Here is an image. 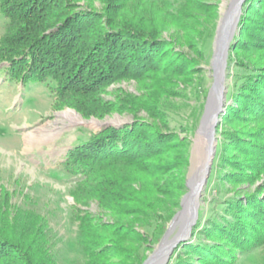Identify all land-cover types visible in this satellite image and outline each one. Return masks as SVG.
<instances>
[{"label":"trees","instance_id":"16d2710c","mask_svg":"<svg viewBox=\"0 0 264 264\" xmlns=\"http://www.w3.org/2000/svg\"><path fill=\"white\" fill-rule=\"evenodd\" d=\"M79 1L90 6L98 1L104 5L103 13L82 8ZM245 6L250 14L264 13V0H246ZM204 8L211 10L213 4L207 0H0V14L6 19V35L0 42L12 45L2 52L21 56L0 57V62L6 61L0 70L23 85H49L56 100L63 94L69 100L77 96L72 103L79 110L87 93L94 92L91 87L121 74L137 77L158 70L153 64L164 32L174 33L171 44L193 46L203 57L216 18L212 11L207 30L195 40V10ZM159 9L166 18L156 17ZM238 66L246 74L231 93L224 119L232 122L233 117L247 116L254 122L264 117V60L247 59ZM161 125L138 119L108 128L100 138L93 136L74 146L61 162L62 170L77 179V191L83 190L79 201L94 200L101 210L72 211L70 216L84 264H141L147 243L161 238L179 209L186 190L182 172L188 162L187 145L161 130L167 127L166 120ZM225 134L233 149L251 146L264 152L246 132ZM217 163L237 167L233 172L220 169V182H247L256 175L257 170L249 174L238 160ZM254 194L237 189L227 196L220 213L195 227L194 239L182 246L175 264H229L237 251L259 245L264 222L255 218L258 210L264 214V198L259 205ZM22 196L23 202H12L13 192L0 183V264H61L48 218L26 204L28 195Z\"/></svg>","mask_w":264,"mask_h":264},{"label":"rangeland","instance_id":"374dc122","mask_svg":"<svg viewBox=\"0 0 264 264\" xmlns=\"http://www.w3.org/2000/svg\"><path fill=\"white\" fill-rule=\"evenodd\" d=\"M232 1L207 0L213 4L211 10H195V40L200 32L205 33L207 30L211 12H216L214 34L204 43L203 57H199L193 46L171 44V33H174L171 30L164 32L161 36L163 41L158 48L160 53L153 64L158 70L153 69L152 72L137 77L121 74L102 85L91 87L94 92L87 93L86 99L79 103V110L73 106L77 96L72 97L74 100H69L63 94L56 100L55 92L49 85H23L20 81L10 79L0 70V183L13 192L12 202H23L22 195L26 194L30 198L26 204L46 215L52 245L54 251L59 254L61 264H84L75 241L76 226L71 223L70 218L72 211L82 214L101 211L94 200H89L86 204L79 201L83 190L82 193L78 192L75 184L77 179L66 174L61 168V162L74 146L88 143L93 136L100 138V134L108 128H119L138 119L147 123H159L161 126L166 120L167 127L161 130L173 134L176 140H181L187 145L188 162L182 173L185 176V185L188 180L189 185L191 184L208 148L207 136L199 133V126L214 85V39L217 27L225 12L230 9ZM245 2L246 0H243L235 12L238 18L227 50L222 90L224 95L214 129L215 155L209 177L198 198L197 217L188 238L174 247L164 264H175L182 246L194 239L195 227L202 226L207 218L220 213L227 196L234 190L238 189L247 194L256 193L254 195L258 198L257 201H260L259 205L264 198V164L261 163L264 160V152L255 151L251 146H246L245 149L235 146L233 149L234 146L225 134L246 132L247 136H251V140H258V146L264 147V117H255L257 121L254 122L252 120L255 119L248 118L247 114L244 119L233 117L230 119L232 122L224 119L232 100L231 93L237 89L246 74L245 69L238 66V62L247 59L264 60V13L246 12ZM77 4L82 8L91 7L100 15L103 13L104 5H100L98 1L92 6L87 5L85 1H79ZM156 13L157 18L167 16L160 9ZM245 16L248 18L245 19ZM5 23L6 19L0 14V39L6 35ZM235 38L244 43H237ZM5 46L0 42V57H21H12L11 53L2 52L3 49L12 47ZM183 58L190 64L186 65ZM5 63L6 61L0 62V69ZM84 87L86 88V85ZM217 160H238L240 166L247 168L249 174L257 170L256 175L249 176L247 182H220L218 178L223 176L220 169L223 172H233L237 167H221ZM189 191L186 186L183 196ZM180 209L181 206L176 213ZM103 219L108 220V217L103 215ZM171 220L157 242L147 243L144 249L145 258L141 264L158 249L164 234H167L165 240H170L182 230L181 224H178L180 220L170 226ZM255 220L257 223L264 222L263 211L258 210ZM259 242L256 247L237 251L236 258L229 261V264H264V230L260 234ZM183 258H186L185 255ZM193 261L197 262L198 259L193 258Z\"/></svg>","mask_w":264,"mask_h":264},{"label":"water","instance_id":"95a60500","mask_svg":"<svg viewBox=\"0 0 264 264\" xmlns=\"http://www.w3.org/2000/svg\"><path fill=\"white\" fill-rule=\"evenodd\" d=\"M243 0H235L234 6L229 10L227 17H225V20L222 22V19L217 27L216 36L214 39V45H215V52H214V59L213 62L217 58H222V64L226 63V57H227V50L229 47V42L231 39V35L233 32V29L235 28L238 14L236 15V10L239 9L241 3ZM223 82H220L217 79V76L214 74V85L212 88V91L210 93L208 102L206 104L205 113L203 117L201 118L200 126H199V133L205 134L208 139V148H207V154H206V165L204 170L201 173V178L199 181L198 187V196L201 194V190L203 189L204 185L207 182V179L209 177L210 169H211V163L213 156L215 155V138H214V129L215 125L217 123V116L219 114V111L221 109L222 105V97L224 95V92L222 91L224 86ZM197 171V170H196ZM186 186L189 187V180L186 182ZM188 193H186L180 201L181 209L178 211L175 216L172 218L170 222V226H173L175 222L180 217L181 214L184 215V209H185V197ZM197 211L198 208L196 205H192L191 203L188 206V212L185 213V217L183 218L182 222H180L181 226L183 227L182 230L178 233L177 236H175L174 239L171 240V242L163 248L159 253L157 252L158 249L154 252V254L148 258L146 261H144L143 264H149V262L153 259V257H160V264H164L168 258L170 257L174 247L182 240H185L188 238L191 228L195 223L196 217H197ZM167 234H164L163 238L161 239L160 246L163 243L164 239L166 238ZM159 246V247H160ZM158 247V248H159ZM165 261V262H164Z\"/></svg>","mask_w":264,"mask_h":264},{"label":"bare ground","instance_id":"6f19581e","mask_svg":"<svg viewBox=\"0 0 264 264\" xmlns=\"http://www.w3.org/2000/svg\"><path fill=\"white\" fill-rule=\"evenodd\" d=\"M234 4H235V0H233L232 3L230 4V9L234 6ZM230 9H228L225 12V14L223 15L222 22L225 20V17H227V15H229L228 13L231 11ZM221 59H222L221 57L217 58L213 62V69H214V74L217 76V79L220 82H224V76H225L224 67H225V64L224 63L222 64V60ZM208 144L209 143H208V139H207L206 140V147H207ZM206 162H207V160H206V155H205V159L203 160L202 165L198 168V171L195 172L196 174L193 176V178L191 180V184L189 185L190 191L188 192L187 196L184 199V201L186 200V205H184L186 211H184V215L181 214L180 221H178V224H180V222H182L183 218L185 217V213L188 212V206H189L190 203L193 206L196 205L197 208L199 206L198 198L200 197V195L198 196V187H197V185L199 184V181H200V178H201V173H202V171L205 168ZM182 228L183 227L181 226L180 230ZM165 239H164L163 243L161 244V246L158 248V251H157L158 253L163 248H165L172 240V239H170V240H165ZM149 264H160V257L159 256L158 257H153V259L149 262Z\"/></svg>","mask_w":264,"mask_h":264}]
</instances>
